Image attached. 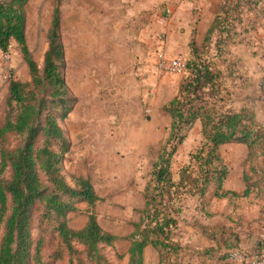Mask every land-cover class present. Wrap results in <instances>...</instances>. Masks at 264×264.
I'll use <instances>...</instances> for the list:
<instances>
[{"label": "rangeland", "instance_id": "374dc122", "mask_svg": "<svg viewBox=\"0 0 264 264\" xmlns=\"http://www.w3.org/2000/svg\"><path fill=\"white\" fill-rule=\"evenodd\" d=\"M55 1L29 0L25 7L26 42L39 69L48 49ZM261 1L240 0L237 4V0H229L227 5L231 8L238 5L226 23L233 33L232 38L221 46L222 56L215 57L214 39L210 52L203 57L212 58L224 75L231 72L224 77L223 86L234 109L244 108L254 115L260 112L264 118V86L251 81L243 83V67L233 52L241 37L257 38L261 33L258 24L263 23L264 31V15L258 13L264 6V1L260 5ZM179 3V0L58 1V37L63 52L59 70L70 107L67 115L58 120L67 143L62 172L72 187L75 177L87 178L99 197L93 206L77 202L76 211L66 216L67 225L73 230L82 228L92 211L101 229L118 237L113 245L103 246L100 252L110 264L128 262L131 242L128 236L140 217L142 194L150 179L151 165L168 135L170 118L163 107L177 93L187 73L184 63L192 59L189 43L194 40L195 32L178 26V22L188 20L190 8L178 13ZM193 22L191 20L190 28ZM196 44L200 50L201 43ZM255 52L257 54V50ZM224 58L230 62L228 70L221 64ZM162 59L173 64L167 61L161 64ZM10 79L30 80L28 67L14 41L6 52L0 50V125L7 110ZM18 141L16 137H8L6 145L12 147ZM201 145L200 125L196 122L171 158L175 183L183 169L188 176L186 182L196 178L198 162L193 156ZM53 148L60 150L58 145ZM218 153L228 173L249 168L235 160L245 154L243 150L222 146ZM178 189V201L174 203L181 206L179 241L184 246V259L191 258L192 251H202L209 245H214L215 249L214 239L230 247V254L241 253L246 259L264 250V245H256V239L260 242L264 232L255 234V239H247L255 223L258 224L254 227L256 230L261 226L260 221L253 220L254 208H247L252 219L243 222L237 213L244 211L246 204L215 200L209 210L219 215L206 216L202 210L207 204L206 196L199 198L194 190L184 192L183 186ZM41 213L42 205H35L30 225L33 245L42 237L41 264H69L70 255L53 232L52 223L42 219ZM237 235L240 245L237 243L240 239H235ZM1 236L2 229L0 239ZM73 245L77 252L72 255L71 264L88 261L83 247ZM156 261V252L146 247L143 264H156ZM234 262L246 263L245 260Z\"/></svg>", "mask_w": 264, "mask_h": 264}, {"label": "trees", "instance_id": "16d2710c", "mask_svg": "<svg viewBox=\"0 0 264 264\" xmlns=\"http://www.w3.org/2000/svg\"><path fill=\"white\" fill-rule=\"evenodd\" d=\"M29 0H0V50L6 52L12 41L17 43L26 63L30 80L10 79L6 99V114L0 125V264H41L42 237L33 245L30 225L35 205H42V219L52 223V230L70 255L77 252L74 243L81 245L88 261L78 264H110L101 255L103 246H111L117 236L104 232L90 211L84 226L73 230L67 225V214L76 211L77 202L93 206L99 197L87 178L75 177L70 186L62 172L63 155L67 143L58 120L70 110L66 86L59 66L63 61L59 42V6L55 1L48 31V49L42 69H39L28 50L25 35V7ZM240 0H237V4ZM223 3L211 21L199 50L189 43L192 59L184 63L186 75L181 79L177 93L163 107L170 123L168 135L159 147L151 165L150 179L143 190V206L139 220L133 223L127 250V264H143V251L151 247L157 254L156 264H191L184 260V246L180 243L181 226L178 188L194 190L199 198L206 196L202 207L206 216L218 213L209 210L213 200L247 197L252 192L264 193V125L247 109H234L223 86L230 76L203 54L210 52L212 40L215 57L222 56L221 46L232 38L226 27L233 9ZM227 5V6H226ZM223 58V57H222ZM224 58L228 70L229 61ZM199 122L202 145L193 156L197 160V176L186 182L181 170L175 183L171 174V158L185 138L186 132ZM8 137L19 141L6 145ZM243 144L247 154L243 164L242 192L225 191L223 182L228 174L220 146ZM58 145L60 150L53 146ZM172 202V203H171ZM212 238V237H211ZM220 239H215L216 243ZM218 245V243H217ZM229 247H227L228 249ZM230 250V248L228 249ZM227 251L222 257H229Z\"/></svg>", "mask_w": 264, "mask_h": 264}, {"label": "crops", "instance_id": "0c3cea01", "mask_svg": "<svg viewBox=\"0 0 264 264\" xmlns=\"http://www.w3.org/2000/svg\"><path fill=\"white\" fill-rule=\"evenodd\" d=\"M226 1L229 3V0H179L180 3L178 4L179 5L178 13L179 11L181 12L182 9H185L187 7H189L190 9L188 12L189 16L186 18L188 20L178 22L179 24L178 26H183L190 30L193 29L195 32L193 36L194 42L200 44L203 40V37L211 21L213 20L215 15L219 12L221 5L225 3ZM263 1L264 0L260 2V5L261 3H263ZM259 10L260 11L258 13L260 15H264V6L261 7ZM191 20H193L194 22L192 24V27L190 28ZM257 26L261 27L259 28L261 29L260 30L261 33L256 35L257 38L248 37V38L243 39L241 37L236 46V49H234L235 51H233L234 57L236 59H239V62L241 66L243 67V69L241 67V69L243 70V76H244V78L242 79L243 83H246L245 81L247 82L251 81L254 84H259L260 78L262 76V67L264 65V31L262 30L263 23L258 24ZM259 29L257 28V30ZM247 47H249L251 50H248ZM255 50H257V54ZM255 117L259 122H261L264 125V118L262 117L260 112L255 113ZM222 146H232V148L234 149L243 150L245 154L241 158H239V160H238V157L235 158V160L237 159L238 164L240 162H242V164L244 163L246 154H247V149L245 145L237 144V143H228ZM242 170L243 168L240 169L239 172L235 170L233 172L230 171L227 174L223 182V189L225 191H233V192L240 193L244 190L245 185L242 180ZM234 200L238 201L239 204L242 203V204L247 205L244 211L237 213L240 221L245 222L247 220H251L252 218L247 213L248 211L247 208L249 206L251 207V210L254 208L253 213L255 214L253 215V220H256L254 222L260 221L261 226L259 227V230H256L254 227L258 224L255 223L253 228L250 229L252 231V234L250 235V233L248 232L249 235L247 234V239L248 238L249 240L255 239L254 238L255 234H258V232L260 231L264 232V193L262 192L259 193L256 190L247 197H236V198L224 199V201L226 202H230ZM214 201L215 200H213V202ZM217 201H222V200H217ZM255 207L257 209H255ZM260 236H261L260 242L258 241V239H256L257 246L264 245V241H262L264 240V234L263 235L261 234ZM235 239L236 241H239L240 236L239 235L235 236ZM245 240H243L242 242L244 243ZM217 243L215 242V245H216L215 249H214V245H209L210 247L202 251H199V252L192 251L193 254L190 255L191 258H189L188 261L191 264H241L238 262H234V260L239 261V259H234L233 253H231L229 257L228 256L226 257V255L225 257H222L225 253H227V251L231 252L232 249L228 250L230 247L227 249L225 245H222L220 240ZM237 243L238 245H240L241 239ZM184 260L187 261L186 259Z\"/></svg>", "mask_w": 264, "mask_h": 264}, {"label": "built area", "instance_id": "2783aa9c", "mask_svg": "<svg viewBox=\"0 0 264 264\" xmlns=\"http://www.w3.org/2000/svg\"><path fill=\"white\" fill-rule=\"evenodd\" d=\"M166 61H167L166 59H162L161 64H165ZM168 64L170 65L173 63L168 62ZM259 85L264 86V66L262 67V76L260 78ZM236 254H238V253H236ZM233 257H234V259L245 260L246 264H264V250L261 251V249L255 255L250 256L248 259L245 258L246 255L241 254V253L238 255L234 254Z\"/></svg>", "mask_w": 264, "mask_h": 264}]
</instances>
